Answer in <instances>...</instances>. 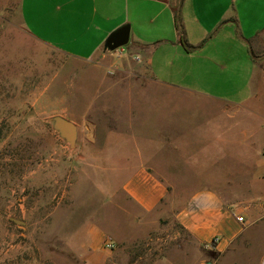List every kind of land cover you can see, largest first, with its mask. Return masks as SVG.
I'll return each mask as SVG.
<instances>
[{"label": "crops", "instance_id": "crops-1", "mask_svg": "<svg viewBox=\"0 0 264 264\" xmlns=\"http://www.w3.org/2000/svg\"><path fill=\"white\" fill-rule=\"evenodd\" d=\"M19 13L38 42L100 70L137 58L156 86L116 99L105 134L76 126L79 166L97 173L98 208L73 240L84 264L114 261L164 218L223 253L264 216V0H20Z\"/></svg>", "mask_w": 264, "mask_h": 264}, {"label": "rangeland", "instance_id": "rangeland-1", "mask_svg": "<svg viewBox=\"0 0 264 264\" xmlns=\"http://www.w3.org/2000/svg\"><path fill=\"white\" fill-rule=\"evenodd\" d=\"M19 10L20 0H0V264H84L73 240L98 208L90 190L97 173L79 166L81 153L53 118L79 126L85 117L105 134L116 99L156 86L137 58L114 56L107 64L115 65L100 70L38 42ZM139 231L108 264H264V216L223 253L186 241L172 218Z\"/></svg>", "mask_w": 264, "mask_h": 264}, {"label": "water", "instance_id": "water-1", "mask_svg": "<svg viewBox=\"0 0 264 264\" xmlns=\"http://www.w3.org/2000/svg\"><path fill=\"white\" fill-rule=\"evenodd\" d=\"M128 40V25H123L112 32L106 39L105 46L109 49H115L126 44ZM54 127L60 135L65 137L69 142H73L76 137V125L69 119L57 115L53 118Z\"/></svg>", "mask_w": 264, "mask_h": 264}, {"label": "built area", "instance_id": "built-area-1", "mask_svg": "<svg viewBox=\"0 0 264 264\" xmlns=\"http://www.w3.org/2000/svg\"><path fill=\"white\" fill-rule=\"evenodd\" d=\"M262 154H263V157H264V149H263V151H262ZM236 219H237L239 222H243V221H244L242 215H236ZM106 246L109 247V248H111V247H112V244H111V243H107Z\"/></svg>", "mask_w": 264, "mask_h": 264}]
</instances>
